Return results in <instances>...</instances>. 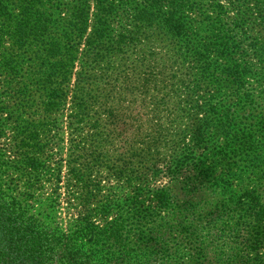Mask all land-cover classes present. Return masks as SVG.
Returning a JSON list of instances; mask_svg holds the SVG:
<instances>
[{
  "label": "trees",
  "instance_id": "16d2710c",
  "mask_svg": "<svg viewBox=\"0 0 264 264\" xmlns=\"http://www.w3.org/2000/svg\"><path fill=\"white\" fill-rule=\"evenodd\" d=\"M165 5V0H0V47L7 45L0 68L15 81L12 93L19 100V111L9 114L15 126L4 146L12 156L6 170L13 169L23 188L17 193L0 184V264H264V144L251 130L234 127V105L212 108L215 131L224 142L211 159L195 160L193 187L206 192L209 202L176 206L169 188L144 191L135 182L138 175L130 198L100 196L90 178L102 165L97 162L106 158L97 151L105 142L102 136L112 111L106 112L104 104L89 105L81 95L86 71L101 65L106 85L112 76L116 80L128 75L125 57L135 55V64L128 65H146L147 73L139 75L154 78L157 73L149 64L153 47L167 31ZM206 6L200 17L204 38L195 39L191 59L196 75L208 84L218 70L217 59L226 60V54L217 17H209L221 7ZM181 8L193 11L194 6ZM152 28L159 31L153 33ZM220 71L233 82L240 77L233 62ZM243 91L237 87L229 99L242 102L241 113L255 111ZM64 110L70 111L74 138L82 131L80 125H88L92 137L74 141V148L81 146L76 159H89L90 164L69 169L76 191L68 203L77 212L67 226L39 217L26 205L43 177L50 175L44 148L54 128L53 116ZM200 138L198 131L197 145ZM154 144L131 147V157L142 166L154 161Z\"/></svg>",
  "mask_w": 264,
  "mask_h": 264
},
{
  "label": "rangeland",
  "instance_id": "374dc122",
  "mask_svg": "<svg viewBox=\"0 0 264 264\" xmlns=\"http://www.w3.org/2000/svg\"><path fill=\"white\" fill-rule=\"evenodd\" d=\"M165 2L164 14L169 23L167 31L162 33V43L155 45L152 50L155 56L149 65L157 73L153 75L154 78L139 75L147 73L146 65H139L138 68L128 65L129 62L135 64V55L125 57L128 75L121 74L116 80L112 76L106 85L102 84L101 65L93 71H86L88 80L83 81L86 88L81 95L85 96L89 105L96 107L104 104L106 112L112 111L102 136L105 142L101 143L103 147L97 151L101 156L106 155V158L97 162L102 165L96 164L100 168L90 173V178L98 184L100 196L130 198L133 178L138 175L135 182L142 186V190L169 188L174 205L195 207L210 200L206 192L193 187L197 179L195 160L211 159L224 142L215 131L217 122L211 111L213 107L227 108L234 105V127L240 132L251 130L255 140L264 144V132H261L264 122V110L261 108L264 105V0ZM172 4L175 5L174 9ZM207 4L221 7L220 11L210 13L209 17H217L218 30L223 38L221 47L226 54V60L217 59L218 70L213 72L215 77L208 78V84L196 75L195 63L191 59L195 39L198 42V39L204 38L201 27L203 20L200 17ZM180 5H193L194 8L189 11ZM180 8L181 11L176 13ZM195 28L198 36L195 35ZM158 31L152 28L153 33ZM6 48L5 44L0 47V62ZM232 62L239 71L240 77L236 82L220 71ZM76 64L74 72H78L79 63ZM76 80L74 77L72 84ZM239 86L244 88V96H248L246 100L254 103L252 108L255 111L241 113L242 102L229 99ZM103 88L107 90L105 93L101 91ZM15 90V81L0 68V155H3L0 161L3 165L0 166V184L6 191L18 190L17 193H20L23 188L22 184H18L19 176L13 169L6 170V160L10 161L12 156L4 149L15 126V117L9 114L19 111V100L12 93ZM68 108L69 104L66 106ZM69 114L70 111L64 110L53 116L54 128L44 148L46 165L51 172L43 177L42 183L32 193L33 199L26 201L30 212L39 214L41 218L47 216L48 220L62 226H67L77 212L70 209L71 204L68 203L76 191V187H72L69 169L90 164L89 159H76L81 146L74 148V141L77 143L81 138L88 142L92 138L88 125L84 128L80 125V135L73 137L68 125ZM21 118L27 119V116ZM18 122L21 125L20 117ZM256 126H259L258 130ZM198 131L201 134L199 145L195 142ZM149 141L155 143L158 155H155L154 161L139 165L140 159L131 157L135 153L131 147L138 148L139 144ZM55 198L58 201L52 206Z\"/></svg>",
  "mask_w": 264,
  "mask_h": 264
}]
</instances>
